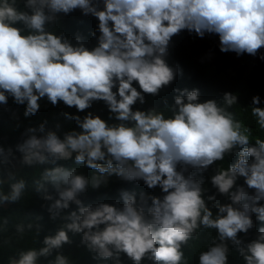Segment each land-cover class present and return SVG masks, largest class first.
<instances>
[{
	"label": "trees",
	"instance_id": "1",
	"mask_svg": "<svg viewBox=\"0 0 264 264\" xmlns=\"http://www.w3.org/2000/svg\"><path fill=\"white\" fill-rule=\"evenodd\" d=\"M0 264H264V0H0Z\"/></svg>",
	"mask_w": 264,
	"mask_h": 264
}]
</instances>
